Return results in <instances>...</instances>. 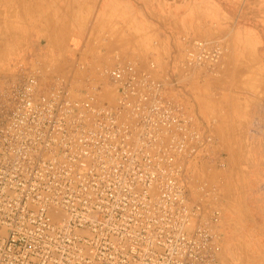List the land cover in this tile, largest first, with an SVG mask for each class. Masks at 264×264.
Masks as SVG:
<instances>
[{
  "label": "built area",
  "instance_id": "1",
  "mask_svg": "<svg viewBox=\"0 0 264 264\" xmlns=\"http://www.w3.org/2000/svg\"><path fill=\"white\" fill-rule=\"evenodd\" d=\"M183 39L185 67L217 70L224 43ZM102 73L24 68L1 93L0 264H220L218 188L192 174L226 165L215 138L153 63Z\"/></svg>",
  "mask_w": 264,
  "mask_h": 264
},
{
  "label": "rangeland",
  "instance_id": "2",
  "mask_svg": "<svg viewBox=\"0 0 264 264\" xmlns=\"http://www.w3.org/2000/svg\"><path fill=\"white\" fill-rule=\"evenodd\" d=\"M185 37L226 45L215 72L185 67ZM119 61L153 63L170 95L216 140L226 165L205 156L192 163V174L218 188L220 264H264V0H3L0 6V95L24 68H40L46 80L72 76L79 90L104 82V68Z\"/></svg>",
  "mask_w": 264,
  "mask_h": 264
},
{
  "label": "crops",
  "instance_id": "3",
  "mask_svg": "<svg viewBox=\"0 0 264 264\" xmlns=\"http://www.w3.org/2000/svg\"><path fill=\"white\" fill-rule=\"evenodd\" d=\"M3 4V0H0V6Z\"/></svg>",
  "mask_w": 264,
  "mask_h": 264
}]
</instances>
